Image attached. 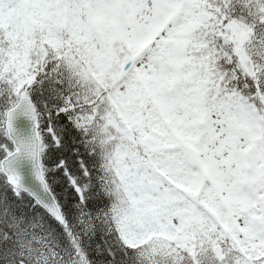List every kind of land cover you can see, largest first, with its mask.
<instances>
[{"label": "snow or ice", "instance_id": "1", "mask_svg": "<svg viewBox=\"0 0 264 264\" xmlns=\"http://www.w3.org/2000/svg\"><path fill=\"white\" fill-rule=\"evenodd\" d=\"M0 264H264V0H0Z\"/></svg>", "mask_w": 264, "mask_h": 264}]
</instances>
